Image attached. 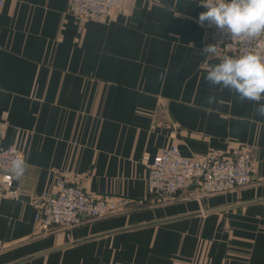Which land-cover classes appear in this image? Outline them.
<instances>
[{"label":"crops","instance_id":"1","mask_svg":"<svg viewBox=\"0 0 264 264\" xmlns=\"http://www.w3.org/2000/svg\"><path fill=\"white\" fill-rule=\"evenodd\" d=\"M116 2L104 23L76 18L69 0L0 8V130L27 165L20 197L0 201V264L166 262L190 258L201 240L212 244L211 264H264V117L256 103L204 79L224 55L201 54L207 8L201 0ZM210 95L222 103L207 104ZM171 144L187 156L249 153L252 183L208 196L187 190L152 206L147 164ZM57 176L146 207L44 232L32 200Z\"/></svg>","mask_w":264,"mask_h":264},{"label":"built area","instance_id":"2","mask_svg":"<svg viewBox=\"0 0 264 264\" xmlns=\"http://www.w3.org/2000/svg\"><path fill=\"white\" fill-rule=\"evenodd\" d=\"M5 2L0 0V8ZM114 7L115 0H69L70 14L99 23L105 22ZM207 36L210 45L218 44L219 53L224 55L239 56L250 51L264 54V38L255 41L232 39L215 25L210 27ZM3 136L0 131V199L16 200L22 190L17 184L18 178L8 169L12 159L21 157L25 162L26 159L16 150L3 147ZM147 166L148 191L163 201L193 186L202 195L221 194L244 187L252 181L253 170L251 157L241 152L220 157L186 156L177 145L163 149ZM32 205L36 223L44 231L52 232L55 228L68 230L89 220L121 213L138 204L123 196H92L81 186L57 176L51 190L33 196Z\"/></svg>","mask_w":264,"mask_h":264},{"label":"clouds","instance_id":"3","mask_svg":"<svg viewBox=\"0 0 264 264\" xmlns=\"http://www.w3.org/2000/svg\"><path fill=\"white\" fill-rule=\"evenodd\" d=\"M199 5L207 8L199 15L201 25L207 21L232 39L264 38V0H201ZM201 54L218 55V44L205 46ZM218 61L206 65V82L234 94L238 102L256 103L255 112L264 117V54L250 51L239 56L223 55ZM206 102L209 105L222 103L215 95L208 96ZM26 167L25 160L16 157L10 161L8 171L19 178Z\"/></svg>","mask_w":264,"mask_h":264},{"label":"rangeland","instance_id":"4","mask_svg":"<svg viewBox=\"0 0 264 264\" xmlns=\"http://www.w3.org/2000/svg\"><path fill=\"white\" fill-rule=\"evenodd\" d=\"M116 5H117V2L115 0V7H116ZM101 23H104V22H101ZM209 45H210V42H209ZM3 134H4V132H3ZM2 145H3V139H2ZM171 145H177V144H171ZM3 147L10 148V149H14L20 155H25L24 152L18 150L14 146H4L3 145ZM238 152H241V150L240 149L239 150L238 149H236V150H233L232 149V150L229 151V153L227 155L234 154V153H238ZM241 153L242 154H247V155H249L251 157V155L249 153H245V152H241ZM193 156H213V157L215 156V157H220V156H224V155H218V154H212V155L211 154H200V155H198V154H196V155H193ZM251 160H252V158H251ZM252 169H253V164H252ZM252 180H253V170H252ZM251 183H252V181L249 184H251ZM248 185H246V186H248ZM246 186H244V187H246ZM19 188L21 189V186H19ZM241 188H243V187H241ZM192 189L196 190L199 193V195H202L201 192L199 191V189L196 186H193V187L188 188V189H184L181 192H184V191H187V190L189 191V190H192ZM228 192H230V191H228ZM178 194L176 196L167 197V200L166 201H163L162 199H160L157 196H153L152 199H151V201H149V202H150V204L152 206H155V207L156 206H159L160 207V206L170 205L172 202H174L176 200V197L178 196ZM203 196H208V195H203ZM1 199H0V201H1ZM145 204H140V205H142V208H143L145 206ZM142 208H139V209L135 210V207H134V208L125 210L124 212L117 213V214H114V215H110V216H107V217L101 218V219H106V218H111V217H117V216H129L133 212H138V211L142 210ZM101 219L89 220V222L87 221L86 223L95 222V221L101 220ZM76 227L77 226H75L73 228H70L68 230H72V229H74ZM41 229L44 231V228L42 226H41ZM59 229L60 228H55V229H53V231H56V230H59ZM44 232H46V231H44ZM159 235L160 234L159 233H155V230H154L153 233L150 234V238L151 239H154L152 241L156 242L157 236H159ZM211 247H212L211 242H204V240H201V241H199L197 243L195 252H194V254L190 258H186V257H183V256L178 255V256H173L170 260H166V262H108V264H211V262L209 260V259H211L210 255H209L210 252H211ZM106 263L107 262H80V264H106ZM25 264H67V262H28V263H25Z\"/></svg>","mask_w":264,"mask_h":264},{"label":"water","instance_id":"5","mask_svg":"<svg viewBox=\"0 0 264 264\" xmlns=\"http://www.w3.org/2000/svg\"><path fill=\"white\" fill-rule=\"evenodd\" d=\"M211 211H205V212H202V214H207ZM167 221V220H166ZM166 221H161V222H156V223H148V224H143V225H139V226H135V227H131V228H127L125 230H130V229H136V228H140V227H146V226H151V225H157L159 223H162V222H166ZM123 231V230H122ZM22 262V261H21ZM21 262H16V263H13V264H20Z\"/></svg>","mask_w":264,"mask_h":264}]
</instances>
